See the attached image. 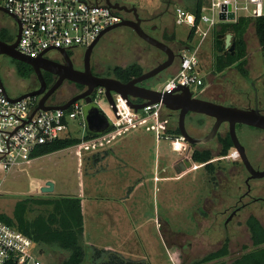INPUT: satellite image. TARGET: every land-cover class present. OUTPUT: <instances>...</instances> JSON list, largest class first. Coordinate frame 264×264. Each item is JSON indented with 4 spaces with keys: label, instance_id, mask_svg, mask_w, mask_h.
I'll use <instances>...</instances> for the list:
<instances>
[{
    "label": "rangeland",
    "instance_id": "1",
    "mask_svg": "<svg viewBox=\"0 0 264 264\" xmlns=\"http://www.w3.org/2000/svg\"><path fill=\"white\" fill-rule=\"evenodd\" d=\"M122 1L128 6L136 7L139 17L142 18L141 27L152 37L168 44L175 54L184 43L190 47H198L199 66L206 76L203 81L212 82L208 93H220L221 97L237 99L243 104L246 98L244 92H251V81L256 85L262 82L264 52L259 46L252 21L248 23L243 33L246 49L242 67L246 71V76L238 72L235 64H232V68L227 71L212 72L211 64L216 52L214 38L221 33L222 24L218 23L210 28L207 36L200 41V36L190 25L178 24L174 20L175 7L194 13L196 0ZM240 13L238 12L239 15ZM3 20H7L6 16L0 13V24L4 22ZM199 26L200 30L207 28V24L203 22L199 23ZM190 32L192 37L188 38ZM83 49L79 47L71 54L81 57ZM165 59V53L139 38L126 26L104 34L93 47L90 56L91 62L101 65L108 76L114 66L126 67L136 63L146 71ZM178 69L179 61L175 58L168 68L143 83L155 89L160 88L167 78L176 74ZM19 71L15 62H10L9 58L0 55V79L11 96L27 92L31 86L30 80L23 79ZM256 77L261 79L256 80ZM231 82L234 84L231 85ZM96 101L113 119L114 114L105 98L97 95ZM177 118L176 111L162 108L160 125L164 133L158 141L155 139L154 129H150L151 121L121 130L115 136L103 134L98 139L84 140V136L88 134L84 123L80 118L69 119L68 131L63 137H78L81 139L80 142L33 157L32 160L15 166L6 173L0 170V213L13 217L21 210V206H24L23 215L27 220L34 221L40 217L47 219L54 209V201L57 198L62 196L81 198L85 220L79 240L83 250L81 264H101L103 259L94 258L95 250L99 248L93 239L91 241L89 204H96L94 215L101 218V221H104L108 215L113 230L117 232L121 220L117 213L120 210L112 207L122 205L121 195L124 186L127 185V193L133 196L123 206L129 209V214L124 215L128 228L124 225L123 229L129 230L124 235L126 242L124 245H119L116 250L107 251H112L123 259L139 261L143 264H150L149 262L151 264L160 262L162 264H230L243 252L257 250V254L262 255L264 244L252 246L244 216L240 218L238 224L225 232L222 227V217L208 215L210 201H206L204 197L217 200V196L210 195V190L212 187L215 188L214 180L216 182L220 176L217 169H224L226 166L223 160L216 170H210L209 173H204L203 169L199 168L175 178L178 173L173 170L170 161L177 159L178 154L169 150L170 141L175 137L167 131L177 127ZM189 120L190 117H186L185 125L186 123L188 125ZM140 133L150 139L146 141L136 139L135 136ZM135 145L137 147L133 148L131 153V148ZM95 155L98 157L97 160H94ZM131 163L136 166L130 167ZM114 174L123 175V178L122 176L113 178ZM155 176L161 179L155 180ZM168 176L172 178L163 179ZM46 181L53 182V191H40V187ZM135 184L140 185L135 187ZM206 186L209 188L207 196H205ZM215 193L219 192L215 191ZM91 196H96L97 199H91ZM106 206L110 207L108 214L105 212ZM215 208L218 209V206L216 205ZM112 236H114L113 243H117V236L114 234ZM224 236L227 237L225 241L231 240V244L227 247L228 254L210 263H198L202 257L222 245ZM33 251L43 264H63L69 256L66 249L42 246L36 242Z\"/></svg>",
    "mask_w": 264,
    "mask_h": 264
},
{
    "label": "built area",
    "instance_id": "2",
    "mask_svg": "<svg viewBox=\"0 0 264 264\" xmlns=\"http://www.w3.org/2000/svg\"><path fill=\"white\" fill-rule=\"evenodd\" d=\"M227 4H230V11L234 14V19L229 21L264 15V0H207L200 8L198 19L195 13L175 7V22L190 25L201 41L210 28L222 22L219 13L229 12L223 9ZM0 5L17 18L20 33L16 49L29 58H35L47 50L85 49L101 31L121 20L120 13L108 7L104 0H0ZM238 12H241L240 15ZM202 22L207 24L205 30H200L199 23ZM197 52L198 47L190 46L180 51L179 69L163 82L160 91L170 92L177 86H188L195 90L202 86ZM102 92V89H97L98 94ZM36 102L34 97L11 100L0 84V170L5 173L32 160V152L37 146L62 137L68 131L69 119L80 118L84 123L82 101H75L66 109H39L31 114ZM114 103L112 130L103 134H117L151 121L150 129H154L158 138L163 137L161 103L146 105L135 111L118 94L114 96ZM103 134L94 138L98 139ZM184 141L181 135L174 138L170 141L172 150L181 151ZM234 153L231 152L232 155ZM33 249L32 238L0 220V264H43Z\"/></svg>",
    "mask_w": 264,
    "mask_h": 264
},
{
    "label": "flooded vegetation",
    "instance_id": "3",
    "mask_svg": "<svg viewBox=\"0 0 264 264\" xmlns=\"http://www.w3.org/2000/svg\"><path fill=\"white\" fill-rule=\"evenodd\" d=\"M111 2L117 3L118 6H126L128 8L131 7L122 0H111ZM118 12L121 15V20L134 19L133 12ZM0 13L6 16L7 19L5 21L3 20L4 22L0 24V39L9 43L13 42L18 35V26L12 17L7 15L5 12L0 11ZM214 44L216 50V38H214ZM77 49H79V47L65 49V54H61L59 51L55 50H47L43 54L33 58V62L37 65H49L48 62L53 61L64 67V72L68 69V66L73 67L76 70H83V56L85 49H83L81 57H75L71 53ZM181 49L182 48L179 49V53ZM178 52L176 53L175 58L179 61ZM229 53L230 52L224 49L219 53H217V51L215 52V56L213 57L211 64L212 72H224L232 68L231 65L223 67L220 71H216L215 69L218 58L226 57ZM1 56L9 58L10 62H15L17 66L18 63L21 64L24 73L21 77L23 79L30 80L31 83V86L27 91L37 90L43 85L44 90L42 94L35 98L36 100L40 99L42 95L58 80V76L56 74L45 68H41L40 73L43 81L42 83L31 65L17 61L6 55ZM90 70L94 75L108 76L107 71H105L101 65L91 62V60ZM202 75L203 79L206 78L204 72H202ZM259 79L261 78L256 77V80ZM143 82L140 83V85H149L144 84ZM211 83L212 82L204 83L203 81L202 86L196 89L197 91L193 90V97L226 107L257 110L259 113L264 114V76L262 82L258 85L254 84V81H251V92H244L246 98L244 99L245 103L243 104L237 101V99L221 97L220 93H208L212 87ZM233 84L234 83L231 82V85ZM86 89L87 87L85 85L68 79H63L56 89L46 97V103L48 105L62 104L71 99L73 96L84 92ZM97 89L98 88H95L92 91V97ZM133 102H139V100L133 99ZM176 113L178 115L177 111ZM186 117H190L191 119L189 120L188 125L187 123L185 125L186 130L193 138H203L207 136L217 122L215 117L198 112H188ZM179 136L180 135H176L175 138H178ZM234 136L237 142L236 146H234L232 141L230 122L221 121L217 124L213 138L209 142L205 144H189L184 141V148L181 151H175V153L178 154V158L172 164V168L175 172L181 169V165L178 164V161L179 159L183 160V158H185L186 152L187 159L185 164H189L190 168H187L185 172L202 168L204 173H209L210 170H216L220 161L223 160L226 166L224 169H217L220 176H218L216 182L214 180L215 188L212 187L210 190V195L213 194L217 196V200L215 201L214 198L211 199L204 197L203 195L206 201H210L208 215L216 218L222 217V227L225 232H228L230 228H233L235 224H238L242 216L245 217L244 223L246 227L247 221L249 219H254L264 228V128L249 124L235 123ZM227 139L231 142V145L225 149L224 141ZM196 151L208 152L211 156L206 161L198 163L193 158V154ZM223 151L225 154L221 155ZM232 151H235L234 155L231 154ZM207 190H209L208 186H206L205 196H207L209 192H207ZM215 191H218L219 193H215ZM203 197L202 199H204ZM216 205L218 206V209L215 208ZM227 234L231 236L230 233ZM226 239L227 237L224 238V241L219 248H221L225 243L227 247L231 244V240L228 238L229 241H225ZM251 244L254 246L252 241ZM242 250H244L243 246ZM228 251L229 250L227 248V253L218 259L225 257L228 254ZM244 254L245 252L237 256L235 259L240 258Z\"/></svg>",
    "mask_w": 264,
    "mask_h": 264
},
{
    "label": "water",
    "instance_id": "4",
    "mask_svg": "<svg viewBox=\"0 0 264 264\" xmlns=\"http://www.w3.org/2000/svg\"><path fill=\"white\" fill-rule=\"evenodd\" d=\"M104 1L108 7L114 10L133 12L134 19H122L118 23L101 31V33L96 37V39L84 50V69L76 70L73 67L68 66V69H66L65 72L63 71L64 67L60 66V64L58 63L49 61L48 63L50 66L37 65L33 62V58H29L28 56L23 55L17 51L16 44L20 33L19 22L14 15L10 14L3 6L0 5V11L5 12L7 15L12 17L18 26V35L13 42L9 43L0 39V55H6L17 61L31 65L41 81V68H45L58 76V80L42 95L40 99L37 100L36 105L32 110L31 114H33L39 109H66L73 102L82 101V118L86 129L93 134L101 135L110 128L111 118L109 117L107 112L101 107V105L96 101V96L102 95L114 114V96L118 94L124 99H126L128 105L135 111L143 108L146 105H151L155 103H161L163 107L168 110L177 111V127L179 133L183 137V139L189 144H205L209 142L213 138L217 124L221 121L230 122L231 135L234 146L237 145L236 138L234 136L235 123L249 124L264 128V114L259 113L257 110H246L241 108L226 107L222 105L213 104L203 99L193 97V90H191L188 86H177L174 90L170 92H163L160 91L159 88L155 89L152 86L140 85V83H142L143 81L156 76L157 74L168 68L173 63L176 54L171 49V47H169L168 44L152 37L141 27V19L138 15L136 7L131 6L130 8H128L126 6H118L117 3H112L111 0ZM230 8V4L223 6V9H227L229 12L227 14H225V12L223 11L220 12L219 20L229 21L234 19V14L230 11ZM121 26L131 28L139 38L166 54L165 60L158 63L153 68L144 71L140 75L133 77L126 82H122L112 76H97L92 74L90 70V55L95 44L104 34ZM234 47L235 43L231 33H218L216 35L217 53L221 52L223 49L230 53H233ZM185 48L186 47H183L182 50ZM55 51H59L61 54H65V49H56ZM180 56L181 55L179 54L178 57ZM63 79H68L73 82L85 85L87 89L84 92L73 96L71 99L67 100L62 104L48 105L46 103V97L56 89V87L62 82ZM0 84L3 87L4 94L8 98L10 97L11 100H19L26 97L36 98L37 96L42 94L44 90L42 85L41 88L37 90L23 92L17 96L11 97L10 94L7 93L1 79ZM95 88L102 89L103 92L98 94L96 90L94 96L92 97L91 93ZM133 99H137L139 100V102H133ZM188 112H198L210 115L212 117H215L217 119V122L212 131L207 136L203 138H193L189 135L185 127V118ZM186 155L187 152L185 153V158H183V160L179 159L178 161V164L181 165V169L176 171V173L178 174L182 171H185L187 168H190L189 164H185L187 159ZM53 188V182L46 181L45 184L40 187V191L51 192L53 191Z\"/></svg>",
    "mask_w": 264,
    "mask_h": 264
},
{
    "label": "trees",
    "instance_id": "5",
    "mask_svg": "<svg viewBox=\"0 0 264 264\" xmlns=\"http://www.w3.org/2000/svg\"><path fill=\"white\" fill-rule=\"evenodd\" d=\"M204 0H196L195 15L198 19L200 8ZM252 21L254 32L258 40L259 46L264 52V15L249 18L239 17L236 21L220 22L222 28L220 32L222 34L231 33L234 38V52L228 54L226 57L218 58L216 71L222 70L223 67L231 66L235 64V68L242 76H246V71L243 70V62L245 56L246 43L243 39V33L247 28L248 23ZM192 37V32L189 33L188 38ZM20 75H24L22 66L18 63ZM143 73V69L136 63L130 64L126 67L114 66L110 72L111 76L119 79L122 82H126L133 77H136ZM109 128L107 132L111 131ZM88 134L84 136V140L94 138L97 134H93L87 131ZM174 135H180L178 127L173 130L167 131ZM116 134H110L109 136H115ZM78 137H60L50 143H45L36 147L32 152V157H38L47 153H51L69 146H72L80 142ZM231 145V142L227 139L224 141L225 149ZM225 154L224 151L221 155ZM208 152H194L193 158L196 162L201 163L210 158ZM98 157L95 155L94 160ZM24 206H21V210L13 217L6 216L0 213V220L13 226L17 230L26 234L34 243H38L42 246H56L66 249L69 252V256L63 262V264H81L83 260V250L80 245V236L82 233L83 216L81 209V199L79 197L62 196L54 201V209L48 215L47 219L42 217L35 219L34 221L27 220L24 215ZM247 227L250 233L251 241L254 246H260L264 244V228L254 219L247 221ZM264 249V248H263ZM260 249V250H263ZM257 251V250H256ZM256 251L248 252L242 255L240 258L234 260L230 264H264V253L258 255ZM227 253L226 243L217 251L208 253L202 257L198 263L210 262L218 259ZM104 254L106 256H104ZM96 258L103 259L101 264H143L139 261L126 260L120 257L118 254L107 251L104 249L95 250ZM93 258V259H94ZM257 258L259 261H257ZM242 261V262H241ZM225 264V263H215Z\"/></svg>",
    "mask_w": 264,
    "mask_h": 264
},
{
    "label": "crops",
    "instance_id": "6",
    "mask_svg": "<svg viewBox=\"0 0 264 264\" xmlns=\"http://www.w3.org/2000/svg\"><path fill=\"white\" fill-rule=\"evenodd\" d=\"M166 13H168V12H166ZM164 16H165V13H164ZM164 16L162 15V18H164ZM187 46H188L187 43L186 44L184 43V45L181 48L187 47ZM200 70H201V67H200ZM201 73H202V70H201ZM110 76H111V74H110ZM202 77H203V75H202ZM135 138L136 139H141V141H142V139H144V141H146L147 139H150V137H148L145 134H141V133L138 136L136 135ZM155 139L158 141L159 139H161V137L158 138L156 136V134H155ZM170 146H171V144H170ZM136 147H137L136 145L133 146L131 148L132 151H130V152L132 153L133 152V148L135 149ZM169 150H170V152H174L172 150V148H170ZM175 161H176V159H173V160L170 161V163L173 164ZM131 164H132L131 166L129 165L130 167H133L135 165L134 163H131ZM184 174H185V171H182L180 174H178L177 176H175V178L177 179L178 177H181ZM120 176H122L121 178H123V175H119V174H116V175L114 174V177L113 178H120ZM170 178H172V177L171 176H168V177H164L163 179H170ZM154 179L155 180L156 179L157 180H160L161 177H158V176L156 177L155 176ZM139 185L140 184H135V187L136 186L139 187ZM126 186H124V189H123V192H122L123 195H121L122 196V205L119 206V207H112V209H115L116 210V208H118L120 210V212L117 213V215H119L118 218L121 219L120 220V223H119V227H118V231L117 232L115 230H113L112 223L108 219V215L107 214H108V211L110 210V207L109 206H106L105 207V212L107 213L105 215H107L106 216L107 219L105 218L104 221L103 220L101 221V218L96 217L94 215L95 214V210H96L95 209L96 208V204H94V203L89 204V206H90V227H89V229H90V236L92 237L91 238V241L93 239V242L97 245V248H99V249H104V250H113V249H115L116 250L119 245H121V244L124 245L125 242H126V239L124 238V235H126V233H128L129 230L127 229V231H124L123 226L125 225L128 228V222L125 221V218H126L125 216H127V213L129 214V209L126 208V207H123V206H125V203L128 202V201H130L131 198H132V196H133V194L127 193ZM128 191H130V190H128ZM94 198L97 199L96 196H91V199H94ZM81 209H82V215H83V213H84V205H83L82 199H81ZM83 224L85 225L84 215H83ZM134 230H135V228H134ZM112 234H114V235L117 236V240H118L117 243H113L114 236H112ZM149 263L151 264V262H149ZM159 264H162V262H160ZM164 264H167V263H164Z\"/></svg>",
    "mask_w": 264,
    "mask_h": 264
}]
</instances>
